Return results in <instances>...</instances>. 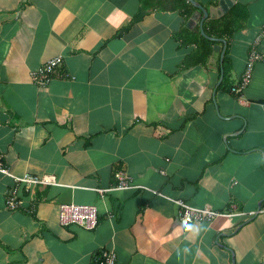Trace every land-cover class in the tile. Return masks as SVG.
I'll return each instance as SVG.
<instances>
[{
	"label": "crops",
	"instance_id": "obj_1",
	"mask_svg": "<svg viewBox=\"0 0 264 264\" xmlns=\"http://www.w3.org/2000/svg\"><path fill=\"white\" fill-rule=\"evenodd\" d=\"M222 1L227 9L203 23L226 37L220 86L222 42L205 63H186L196 11L0 0V160L12 176L52 178L18 185L9 210L14 181L0 174V264H98L100 250L116 264H264V0ZM258 37L262 58L234 94ZM58 56L38 87L30 74ZM176 200L218 215L184 229ZM67 203L95 206L97 227L60 225Z\"/></svg>",
	"mask_w": 264,
	"mask_h": 264
},
{
	"label": "built area",
	"instance_id": "obj_2",
	"mask_svg": "<svg viewBox=\"0 0 264 264\" xmlns=\"http://www.w3.org/2000/svg\"><path fill=\"white\" fill-rule=\"evenodd\" d=\"M258 41L259 37L256 39L254 47L248 53L245 69L239 83L231 89L234 94H240L248 85L252 77L255 62L262 58L261 53L255 48ZM61 65L62 58L60 56L44 62L30 74L32 81L40 88L45 87L49 84ZM0 174L10 176L14 181V186L7 191L5 199L6 208L9 210L16 209L21 203L18 199V185H24L26 188H29L31 186H46L52 184V178L48 176L41 177L31 174H25L22 177L12 176L9 174L1 160ZM113 176L117 188L128 189L130 187L129 178L124 171L115 170ZM175 202L178 206V221L184 229L190 228L192 224L199 222L200 220L209 221L218 215L217 212L209 207L193 208L182 201L176 200ZM58 222L63 226L75 224L85 230L91 231L98 225L97 208L93 205L75 203L61 204L58 208ZM96 261L98 264H116L114 253L107 250H100L99 253L96 254Z\"/></svg>",
	"mask_w": 264,
	"mask_h": 264
},
{
	"label": "trees",
	"instance_id": "obj_3",
	"mask_svg": "<svg viewBox=\"0 0 264 264\" xmlns=\"http://www.w3.org/2000/svg\"><path fill=\"white\" fill-rule=\"evenodd\" d=\"M145 4H147L148 8L151 9H160L163 11H179L184 14L186 18L190 17L195 11L194 8L187 0H143ZM215 21H209L208 24H212ZM206 35L212 36V32L205 27H203ZM195 42L197 43V50L187 58V64H199L205 63L212 53L213 47L217 43L216 41H211L205 38L200 34L199 31H195ZM219 38H226L223 34H219ZM227 52L225 53L223 60V80L220 86H223L227 82V77L230 71V67L227 61ZM231 86L230 89H232Z\"/></svg>",
	"mask_w": 264,
	"mask_h": 264
},
{
	"label": "water",
	"instance_id": "obj_4",
	"mask_svg": "<svg viewBox=\"0 0 264 264\" xmlns=\"http://www.w3.org/2000/svg\"><path fill=\"white\" fill-rule=\"evenodd\" d=\"M194 8H196V12L192 15V19L194 20H199V28H200V33L201 35H203L205 38H207L208 40L211 41H219L223 43V47L220 51V47L219 46H215L214 50L220 52V78L218 81V85L222 82L223 80V60H224V56H225V51H226V41L224 39H219V38H215V37H211L205 34L204 30H203V23L204 21L210 17L211 19L216 18L218 16H220V13L222 10H226L227 7H225L224 2L222 0L219 1V7H211L209 9L205 8L200 2L196 1V0H187ZM240 132V131H239ZM239 132L235 133L238 134ZM234 134V135H235Z\"/></svg>",
	"mask_w": 264,
	"mask_h": 264
}]
</instances>
